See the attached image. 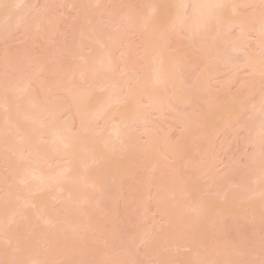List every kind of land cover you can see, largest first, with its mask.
<instances>
[{"label": "rangeland", "instance_id": "obj_1", "mask_svg": "<svg viewBox=\"0 0 264 264\" xmlns=\"http://www.w3.org/2000/svg\"><path fill=\"white\" fill-rule=\"evenodd\" d=\"M145 1L146 0H102L95 10L91 12L92 14H89L93 16V21H89L90 24L92 22L93 25H95L94 22L100 23L99 35L108 34L113 37L116 35L120 36V41H117L119 44L116 42L118 48H115V51L111 53L120 64L114 76L121 82H124V84L126 82L129 86H134L140 76L143 79L145 78L148 82L150 79V70H152L151 59L154 49L153 44L154 41L157 42V39H152L153 33L136 32L134 28L129 25L127 18L129 15L144 13L145 6H147L143 5ZM232 1L233 0H231L232 4L236 2L235 0V2ZM250 1L255 3L252 5L250 4V6L248 4L245 7L244 2L246 1L238 0V2L241 3V5L239 4V6H237L239 7L237 10L240 9V12L237 11V13H240V16L236 13L238 18H244L246 21V18H248L249 21L250 18L252 19L253 17L254 20L258 18V20L264 21V3H262V0L258 2H256V0ZM40 6L42 5L38 2L36 8L39 9ZM49 6L51 8L50 11L53 20L52 27L50 26L51 29L47 27L48 29H46V31L44 30L45 33L43 34L39 33L40 30L39 32L38 30H33L30 35L28 34L29 36L27 34L26 36L25 33L15 29V31L4 35L5 30L4 28L2 29V37H0V81H15L21 77L27 79L33 76L32 78H34V81L31 82V85L36 94V102L44 100L41 102L44 103L47 99L46 102L49 101L50 105L55 104L57 108H59V111H61L59 106L62 105L64 113L60 112L61 114H58L59 122L62 123L67 120L69 115L72 116V122L75 123L70 131L79 134L77 132L81 131V129H78L77 124L81 116L79 117L78 113L80 112H78V110H81V108L79 109V105L76 107V105L72 103L68 96V92L74 89L77 91L81 88L87 90V87L89 89L90 83L88 80H82L77 71L78 67L81 68L79 65H82V59L72 57L74 55L72 48L75 46L78 39L79 30L86 22L84 23L81 21L77 14L78 12L67 5V0H51ZM163 6L162 9H165L166 7ZM170 7L172 6H169V8ZM169 8L163 10L165 11L164 13L161 9L159 11L169 17L170 14L173 15L175 12L174 7V10ZM226 9L228 10V7L225 8V10H221L222 18L225 21L228 19H224L227 16L223 14L229 11ZM171 10H173V12ZM166 12H168V14H165ZM174 14H176V12ZM172 15L169 19L164 18L165 21L161 18L163 19L161 21L163 22L161 28H164L161 30H164L165 35L168 32L167 37L164 36L166 37L164 39L168 41L166 42L165 40L166 44H162V40L159 39L157 43L164 46V52L163 50L161 52L164 53L163 60L170 62L173 69L177 71L174 72L181 82V97L184 98L183 95H187L191 101L187 102L181 97L178 98L179 95L176 94L178 91L174 93L177 97L173 96L172 91L178 88L171 90V87L167 84L156 85L158 91L166 99L160 111L152 112L148 109L144 100L139 101L141 109L144 110V121H141V123L139 122L140 124L134 123L137 125L132 124L133 126L131 127L126 125L127 130L130 131L125 130L124 127V132L126 131L125 134L127 132H129V134L130 132L134 134L133 138L130 134L131 141H135L139 146L145 147V144L148 145L149 138L153 144L150 143L146 150L142 149L144 151L138 150L139 152L137 151V153L135 151L133 157L129 160H126L127 156L125 157V155H123L126 162L123 163L122 167L119 166L121 165L123 156L121 155L122 158L120 157L122 160L117 159V156L115 159L119 160L118 162L120 164L119 166L118 164L115 166L117 170L120 168L118 171H116L115 166L114 168H110V172L108 171L109 169H102L103 173H101L98 180H102L101 189L103 190H101V195H99L101 196L100 202L98 203L99 205H96V201L94 202V207L96 206V212H98H95L96 215L93 213L94 211L91 213V215L93 214L91 216L93 219L97 218V220H95L94 229L81 227L82 229L79 230L80 234L78 231L76 232L78 234L76 240L69 239L71 244L67 245L65 241L64 243L66 246L55 244L53 247L49 246V244L42 239L35 242L33 240L34 233H31L32 230H30V232H22L20 230L21 232L18 231L19 233H16V236L12 235L15 237V241L17 240L19 242L16 243V245L12 243L14 239L6 240L0 238V250L2 252L4 251L5 255L9 254V256H11L10 254L17 252L15 246H19L22 243V245H24V243L27 242V246L24 249H20L23 250L22 253L26 252V254H30L29 256L37 257L35 250H39L40 254L48 257V264H78V262H80V264H101V257L111 259L115 257L118 258L119 256L123 259L119 257L121 259L120 261H122V263L124 262V264H134L135 261L136 264H158L154 261L155 253H157L156 259L161 255L159 259L165 258L167 264H171V262L173 264V262L180 257H184L186 260L183 264H196V262L199 263V261L200 264H204V262L207 264L208 262L204 260L206 257L209 261L215 263L217 259H219L217 257L223 256L222 253L224 254L223 259L227 260L228 262H225L229 264H264V206L262 205L263 207H259V204H261V202L263 203L264 200L261 201L259 200L260 198H258L259 201L249 199L243 203L241 202L242 204H239L240 208H238L239 206L237 204L236 208H234V201L237 199H232V197L236 196L235 192L239 191V189L233 185L227 189L225 187L227 182H237L240 175L242 176L243 174V179L247 176L245 174H249L247 167L257 154L258 147L261 146L260 153L261 155L264 154V144H262V142H257L258 144H262L258 146L257 143H253L256 141L253 140V130L261 124V115L264 110V105H262V111L256 110L255 106L260 97L264 95V68H261L260 73H256L248 67L241 66V60H243L244 57H242V55L249 53L250 55L257 56L259 55L258 48L251 42L250 46L243 50L244 52H240V54L236 56L229 54V45L225 46L224 44L221 45V42L219 44V42L213 41V44L214 42L218 43L219 46L221 45V48H224L225 51L228 52L224 51L223 54V49L219 48L222 50L219 56L220 50L214 53V50L211 49L213 48L210 42L212 39L206 38V44L203 45L205 48L201 52V49L195 48V42L193 43L191 41V38L187 36L188 34L185 31H176L174 30L175 28H173L174 31L171 29L172 31L169 32L170 29H167V22L171 21ZM161 16L163 15L161 14ZM237 16L234 17L236 18ZM260 20L259 22H261ZM1 28L2 27H0V31H2ZM217 35L219 36L220 34L218 33ZM238 36L239 32L237 30H232L227 34L221 35L223 38H220V41L227 39V37L235 39ZM86 41L90 42L87 39ZM202 41L204 42V39ZM96 49L94 48L93 50ZM103 50L104 49H99V52L104 53ZM97 52L98 51H92L91 49V51L86 50L82 53L84 54L83 56H93V59H96L98 55L95 57L94 54H98ZM217 53L222 60H226L221 57L222 54L224 58L225 54H227L226 58L229 54L228 61H231L230 64H232L226 65L223 63V61L217 58ZM14 59L19 61L18 69L13 67L12 62ZM225 62H227V60ZM154 63H157V61ZM41 64H43L41 67L43 68L45 66L44 69H46L44 72L35 74L37 65L39 66ZM201 80L204 81L201 84H203L205 88L204 90L198 91L197 88L201 86V84L198 87L196 86L199 82H202ZM43 93L48 94L46 99H44ZM95 95H97V90ZM102 98L103 96L100 99ZM88 101L87 104L85 103V106L88 105V103L90 106H96L92 104L95 101L91 102V99ZM51 102L55 103L53 104ZM241 102L246 105V108L237 111ZM129 104L131 107L126 110V114H123L124 116L133 109L130 99ZM69 112L71 114H69ZM130 114L132 113L130 112ZM2 115L3 110L0 108V118H2ZM128 117L129 116H127L126 119H131ZM227 119L229 120L227 121ZM118 120L119 117L116 118L115 116V118L111 119V122H108L106 127H104L101 122L96 124V127L100 128L102 133L105 131L104 139L106 143L110 141V134L106 129L120 123ZM91 121L94 122L93 120ZM91 121H87V119L83 120L86 124H88L87 122L91 124ZM80 124L81 123H79V125ZM142 130L146 131L149 137H146V135L142 133ZM89 131H85L84 129L80 135L82 134L89 138L91 130ZM104 139L102 138L103 141ZM118 143L119 142H114L116 146L118 145L113 152L114 154H117L119 151L121 153L123 152L124 147L122 148L121 144ZM105 149L103 150L105 151ZM100 151L101 150H99V152ZM96 154H100L98 150ZM103 155L104 154L101 156ZM11 156L13 155H10V158H6V160L11 159ZM109 156L111 155L108 154L107 158ZM2 157L0 155V198L4 200L6 198L5 196L11 193L7 192L13 190L18 182L7 173L4 168V157L3 159ZM33 157L30 158V160L32 159L33 161L21 160L20 163L24 165L31 164L32 166V162H36L35 165H40L41 170L44 171L47 176L53 175L57 169L63 165L57 161L53 163H42L40 159L37 158L39 156L36 157L37 160H35V156ZM154 162L155 165L153 166ZM108 165L112 167L114 164L111 163ZM206 165L210 167L211 175L216 179L212 186L209 185L211 179L200 173ZM110 166H108V168ZM112 171L115 175H112ZM222 180L225 182H221ZM245 180L247 179H244L246 183ZM262 182L264 185V177ZM84 188L85 194L89 193L91 195L93 194V196H96L100 191L97 190V192L96 190H92L87 185H85ZM186 190L193 192L192 194H194V196L192 195V202H194L195 206L198 200L202 198L206 201V204L209 201L207 205L205 204L206 210L203 209L205 213L204 216L198 217L192 211H186L184 214L183 211L182 215L181 213H176V203L178 204L181 199L183 203L187 202L186 199L183 200L185 196L182 194V192ZM207 190L211 192L210 198L208 197L209 194L206 193ZM40 192L41 193L38 192L39 195L37 199L33 198L34 200L36 199L37 202L40 201L41 203L39 204H46V206L50 204L52 211H56V214H59L60 217L63 215L65 217L73 215L69 211L66 212L62 204L57 202L53 203L52 199L54 198L48 196V192ZM221 193L230 196L228 197L226 195L227 197L224 199L221 197ZM232 193L234 194L231 195ZM36 194L33 195L36 196ZM99 196H97L98 201ZM205 196L210 200H206V198H204ZM13 201L17 202L18 199H13ZM13 201L12 203H14ZM72 204L73 202L71 206ZM76 206L77 202L74 203L73 207ZM218 206H221L223 210L221 209V211H217V213H215L216 211L213 212L212 209L219 208ZM32 208H34L31 210L34 215L35 207ZM158 210L161 214H159ZM202 212L203 211L200 210L198 214L202 215ZM166 215L167 217L168 215L171 217L166 218ZM86 218L84 217L85 221ZM166 219L169 220L167 221ZM36 220L37 223H39H36L37 226L43 228L42 226L45 223L43 224L39 219ZM36 220L34 219L35 222ZM64 226H66V223ZM79 228L80 227H78V229ZM62 232L64 233V231L60 233L62 234ZM152 232L155 233V235ZM143 233L144 235L141 236ZM151 233L155 237L152 240L149 238L151 241H154L150 246V251L149 247H147L146 250L145 243L143 244L142 242H146L149 236L148 234L152 235ZM73 234L75 235V233ZM140 237H142V241L139 244L141 240ZM149 239L147 240V245H150L149 242L151 241ZM155 241H157V245ZM177 241L178 243L180 242V246H182V244H188L189 248H173L172 244H174V242L177 243ZM202 244L204 248L208 247L207 250L209 251L206 250V253L209 252L208 254L205 253V249L202 250L201 247H199V245L201 246ZM199 248L204 251H201L203 254L205 253L203 260L201 259L202 256L200 254L202 253L199 251ZM217 248L219 252L220 250L222 251L220 252L221 255H219ZM65 250L70 251L73 258L65 257ZM197 250L200 253H198ZM151 252L154 253V255H152ZM216 252L218 253L216 254ZM97 255H99V257ZM4 259L6 260V258ZM163 259H161V261H163ZM161 261L160 263H162ZM44 262L46 263V261ZM44 262L42 264H45ZM3 263H5V261Z\"/></svg>", "mask_w": 264, "mask_h": 264}, {"label": "bare ground", "instance_id": "obj_2", "mask_svg": "<svg viewBox=\"0 0 264 264\" xmlns=\"http://www.w3.org/2000/svg\"><path fill=\"white\" fill-rule=\"evenodd\" d=\"M50 1L51 0H0V25H1L0 27H2L1 30L4 28L5 30L4 35H7L12 31H15V29H18L19 31L25 33V35L26 34L30 35L33 32V30L34 31L38 30V32L40 30L39 32L40 34L45 33L46 29L50 28L53 22L52 14L50 11L51 8L49 6ZM101 1L102 0H67V5L72 7L74 11L78 12L77 14L79 15L81 21H83L84 23L86 22V24L85 25L83 24L79 30L78 39L76 41L75 46L72 48L74 54V55L72 54L73 55L72 57L75 58L78 57L77 59L79 58L82 59L81 60L82 65H79L81 66V68L78 67L77 71L82 80H88V82L90 83L89 89L87 87V90H83L81 88L80 90L78 89L79 91L77 89H76L77 91H75L74 89L68 92V96L71 99L72 103H74L76 107L79 105V109L81 108L82 110V114H81V110H78V112H80L78 113L79 117L81 116L78 119V121L79 120L80 121L77 124L78 129L79 128L81 129V131L77 132L79 134H75L74 132L70 131V129L72 130V126H74L75 123L72 122V116L70 115L68 116L69 119L67 118L66 120L68 122L66 121L62 123L59 122L58 114H61L60 112L64 113V110H62V105L59 106L61 109V111H59V108H57V106L54 104L55 102L54 103L51 102L54 105L52 104L50 105L49 101L46 102L47 100L46 97L48 95L47 93H43L44 99H46L44 103H41L44 100L36 102L37 101L35 96L36 94L35 91L32 89L33 87L31 85V82L34 81V78H32L33 76H30L27 79H23L21 77L20 79L15 81L13 80L12 81L6 80L7 82L0 81V108L3 110V115H4V116L2 115V118H0V155L1 157L2 156L4 157V159L3 157L2 159L3 162H5L4 168L6 169L7 173H9L11 177H14L15 180H17L18 182L17 185L15 186L16 189L13 188V190L8 191L7 193L10 192L11 193L7 194L4 200L0 198L1 200L0 201V238L11 240L15 238L13 236H16L21 231L30 232V230H32L31 233L32 234L34 233L33 240L35 242L42 239L45 240L46 243L49 244V246L52 247L55 244L60 246L63 245L66 246V244L64 243L65 241L67 242V245H69L71 244L70 243L71 241L69 239L76 240L78 235L76 233L77 231L80 234L79 230H81L82 228H86V227L89 229L95 228V223H96L95 220H97V218L93 219L91 217L93 214L91 215V213L93 211H94L93 213L96 212V206L94 207V205L95 203L96 205H99L98 203L100 202L101 196L99 195H101V190H103L101 189L102 186L101 184L103 182L102 180L99 181L98 179L101 176V173H103L102 169L104 170L109 169L108 171L110 172V168H114V166L115 165L117 166V164L119 166L120 163L118 162L119 160L117 159H121L122 158L121 155L122 156L125 155V157L127 156L126 160H129L131 157H133L135 151L137 153L138 150L140 151L142 149L146 150V148L151 143L149 138L148 145L145 144V147L139 146L135 143V141H131V135L133 138L134 134L130 132L131 134L130 135L129 132H127L126 134H125L126 131L124 132V127L125 130H127L126 125L128 127H131L133 125H137L134 123L140 124L141 121H144V117H143L144 110L141 109V104L139 103V101L144 100L148 106V109L151 110L152 112L160 111L166 101L165 97L161 95V93L158 91L156 87V85H160V84L169 85V87H171V90L178 88L177 90L175 89L172 91L173 96H175L174 93L178 91L176 94L179 95L178 98L181 97V91H180L181 82L180 80H178V76L175 75L174 71L176 70L173 69V66L170 64V62L163 60L164 53H161L164 47L162 44L163 43L166 44V42L168 41L167 39H164L167 37L168 32L165 35L164 30H161L164 29L163 27L161 28V26L163 25V22L161 21L164 18L169 19L170 16L172 15L170 14V16L167 17L166 15L163 14L165 12L163 10H167L166 8H169V6H172L169 9L171 8L173 9L174 7L175 10L174 9L173 10L176 12V14H174L175 12L173 13L170 19L171 21L167 22L169 26V27L167 26V29H170L169 32L172 31L173 28H175L174 30L176 31H181V30L185 31L188 34L187 36L191 38V41L193 43L195 42L194 44L196 45L195 48L201 49V52L205 48L203 47V45L206 44L205 42L206 38L212 39L210 40V42L213 45L212 46L213 48L211 49L214 50V53H216L215 51L218 52V50H220L219 48H221L220 46L224 44L225 46L227 45L230 46L229 54L236 56L240 54V52H244L243 50L249 47L252 42L255 44V46H257L259 55L253 56L250 55L249 53L243 54L242 57L243 56L244 57L243 60H241L242 61L241 66L248 67L256 73H260L261 68H264V21L259 19L261 21L259 22L258 18H256L257 19L256 21V19L254 20L253 17L252 19L250 18L249 21L248 18H246L247 21L244 18L241 17L238 18L237 15L239 14L240 16L239 13L240 9L237 10L239 8L237 6H239V4L241 5V3L238 2V0H235L236 2L234 0L232 1L235 2L233 3L234 5L231 3V0H146L143 4L144 6L147 5L145 6L144 13L138 15H129L127 17L129 21V25H131L134 28V30L138 33H140V31H142L143 33H153L152 39L153 40L157 39V42L159 41V39H161L162 44H158L156 41H154L153 56L151 59L152 70H150V79L148 80V82L145 80V78L143 79L140 76L138 81L136 80L137 83L135 82L136 84H134V86H129L128 84H126V82L124 84V82H121L118 78L114 76L116 75V71L119 69L120 64L119 61L116 60L115 56L111 54L112 51H115L114 50L115 48L116 49L118 48L119 43L117 41L118 40L120 41V36L116 35L113 37L108 34L99 35L100 23L94 22L95 25H93L92 22L90 24V22L93 21L92 19L93 16H90L89 14L95 10V8L101 3ZM245 1H246L244 2L245 7L248 4L250 6V4L252 5L255 3L250 0L249 1L245 0ZM258 1L259 0H256V2ZM38 2L42 5L40 6L39 9L36 8V4ZM162 6L166 8L162 9ZM224 7L225 8L228 7L229 11L227 9L226 10L230 14L228 12H227L228 14L225 13ZM160 9L161 11H163V13L159 11ZM222 9H224L223 12L225 13L223 15L227 16L224 19L226 20L228 19L227 21L223 20L222 18L223 17L221 12ZM173 10L171 11L173 12ZM237 11L239 12L237 13ZM161 14L163 16H161ZM165 14H168V12H166ZM232 15L237 17L235 18ZM228 16H232L233 18ZM163 21H165V19ZM232 30H237L239 32V36L237 38L231 39L227 37V39H223V41L222 40L220 41V38H223L221 37V35L227 34ZM2 32L3 30L0 31V37H2ZM218 33L220 34L219 36L217 35ZM86 39L89 40L90 42L86 41ZM203 39L204 42L202 41ZM213 41H217L219 42V44L221 42V45L219 46V44L216 42H214L213 44L212 43ZM116 42L118 44H116ZM94 48L97 49L93 50ZM91 49L92 51H98L97 52L98 54H94L95 57L96 55H98L96 59H93V56L92 57L83 56L84 55L82 53L83 51L86 50L91 51ZM99 49H104L103 50L104 53H100L101 50L99 52ZM221 49H223V52L222 50H220L219 56L221 54L220 52L224 54L225 51L224 48ZM223 54L221 57H223V59H226L227 62H225L226 60H222L221 58H219L218 53H217V58L223 61V63H225L226 65H231L232 64V63L230 64L231 61L230 62L228 61L229 54L227 58H226L227 54H225V58ZM155 61H157V63H154ZM12 63H13V67H15L16 69L19 68V61L17 59L16 60L14 59ZM42 65L43 64L39 66L37 65L35 74L44 72L46 68L44 69L45 66L42 68L41 67ZM201 81L202 82H199L196 87H198L201 83L204 82L203 80ZM204 88L205 86L201 84V86H199L197 90L201 91L204 90ZM96 90H97V95H95ZM101 95L103 96L102 99H100L102 97ZM183 96L184 98L183 97L181 98L185 99V101L187 102L191 101V99L187 95H183ZM90 99L91 102L95 101L92 104L96 106H90L89 103H88L89 106L88 105L85 106V103L87 104V101ZM129 99L131 100L133 109L132 111H129L127 115L124 116L123 114L126 112V110L129 107H131L129 104ZM262 105H264V95L260 97L258 102L255 104L256 110L262 111ZM244 108H246V105L241 102V104L237 108V111H240ZM130 112L132 114H130ZM69 114L71 113L69 112ZM115 116L116 118L119 117L118 121L120 123L115 124L109 127L108 129H106L110 134V141L109 142L107 141L106 143L104 139L105 131L102 133L101 129L96 127V124L101 122V124H103V126L106 127L108 122H111V119L115 118ZM127 116H129L128 118L131 119H126ZM86 119L87 121L93 120L94 122L91 121V124L89 122H87L88 124H86L85 122H83V120ZM228 120L229 119H227V121ZM79 123L81 124L79 125ZM260 123L261 124H259L253 130L254 132L253 140H256L253 142L254 144H256L257 142L258 143L262 142V144H264V110L262 111ZM84 129L85 131L91 130L90 133L91 138L90 137L88 138L87 136L85 137L82 134L80 135V133ZM142 133L145 134L146 137H149L146 131H143ZM102 138L104 139V141L102 140ZM114 142H119L118 144H121L122 148L124 147L122 153L120 151L117 154L113 153L115 148L118 147V145L116 146ZM258 143H257L258 146L262 145ZM260 147L257 148V154L253 157L252 161L250 162V165H248L247 167L249 173V174H245L247 175L246 176L247 178L245 177L242 179V177H244L242 174V176L240 175V177L238 178L239 180L237 182H233V183L227 182L225 185L226 189L229 188L231 185L236 186L239 189V191L235 192L236 196L235 197L233 196L234 198L231 196L232 199L235 200L237 199L236 201L233 200L235 202L234 208H236V204L239 206L241 202L243 203L244 201L249 199L258 200V198H260L259 200L261 201L264 200V185L262 182L264 177V154L261 155ZM96 149L98 150V153H100L99 154L100 156L102 154L104 155L100 157L98 154H96L97 153ZM103 149H105V151ZM99 150L101 151L99 152ZM106 151H108L109 153ZM107 153L111 155L108 157L109 159L107 158L108 156ZM10 155H13L11 156L12 158L6 160V158H10L9 157ZM33 156H35V160L39 158L42 163H53L57 161L58 163H61L63 165H61V167H59L53 175L47 176V174L41 170L40 165H35L36 162L35 163L32 162V166L31 164H25L26 167L24 164L20 163L21 160L33 161L32 159L30 160V158H32ZM110 157H112L113 159ZM125 157L123 156V160L121 159L122 162L119 167H122L123 163L126 162ZM110 162L114 164L112 165V167L108 165L111 164ZM154 165L155 162L153 163V166ZM108 166L110 167L108 168ZM119 169L120 168H118V170ZM118 170L116 168V171ZM200 173H202L201 175L204 174L206 175V177H209V179H211V183H209V185L212 186V184H214L216 179L212 177L209 166L207 165L204 166L202 172ZM112 175H115V173L113 172ZM244 179H247L245 180L247 184L244 182ZM221 182L224 183L225 181L222 180ZM85 185L89 186L92 190H96V191L100 190V191L99 192L97 191L98 193L96 196L95 195L93 196V194L91 195L87 192L90 195L89 196L88 194H85L86 193L84 188ZM207 189L209 190L210 188ZM208 190L206 191V193L209 194L208 197L210 198L211 192L210 191L208 192ZM40 191H42V193L45 191L47 193L49 191L48 196L54 198V199L51 198L53 200V203L57 202L59 204H62L63 208L66 209V212L69 211L73 215L69 217H65L63 215L60 217L59 214H56V211L55 212L52 211V207H50V204L47 206L46 204L44 205L39 204L41 202L39 200H38L39 202H37L36 199L39 193H41ZM192 193H193L192 191H187V190L182 192V194L185 196L183 200L186 199L187 202L183 203L181 199V201L178 204L176 203V209H177L176 213L177 214L181 213L182 215L183 211H184L183 214L186 213V211H192L198 217H202L205 215L204 213V210H206L205 206L208 204L209 201L206 204L205 203L206 201H204L202 198L198 200V202L200 201L201 203L199 202V204L197 205L198 203L197 202L195 206L194 202H192L193 201L192 195L194 196V194ZM33 194H36V196H34ZM171 194L173 195L172 192ZM233 194L234 193H232L231 195ZM226 195L228 196V194L221 193V197H223L224 199H226L225 198L227 197ZM97 196H99V201L97 200L98 198ZM12 198L18 199V201L15 202L13 201ZM33 198L36 199L34 200ZM204 198H206V196ZM209 198H206V200L207 199L210 200ZM9 199L11 202L9 201ZM12 201L14 203H12ZM72 202L73 204L71 206ZM76 202L78 207L77 206L73 207L74 203ZM259 205H260L259 207H263L264 201L263 203L261 202V204ZM31 206L35 207L34 215L32 213L33 211H31L34 208H32ZM238 208H240V206ZM221 209L223 210V208L220 206L219 208L212 209V211L213 212L216 211L215 213H217V211H221ZM200 210L203 211L202 215L198 214L200 213ZM159 214H161V212H159ZM84 217L85 218L87 217L86 221ZM165 217L169 218L171 216L168 215L167 217L166 215ZM33 218L35 220L39 219L43 224L45 223L42 226L43 228H41L40 226L38 227L37 224L39 223H37V220L35 222ZM166 220L168 221L169 219ZM65 223L66 226H64ZM10 227H13L15 229ZM78 227L80 228L78 229ZM61 231H64V233L62 232L61 234L60 233ZM73 233H75V235ZM155 233L153 234L155 235ZM143 235L144 233L141 234V236ZM148 235H149L148 238L146 237L147 240L149 238L152 240L155 237L154 235L153 236L150 234ZM140 239L141 240L139 241V244L142 241V237H140ZM147 240L146 242H142V243L143 244L145 243L146 250L147 247H149V250L151 251L150 246L154 241L150 240L151 241L149 242L150 245H147L146 244ZM12 243L16 245V243L19 242L17 240L15 241L14 239ZM179 243L178 241L177 243L174 242V244H172L173 248L175 249L180 247L189 248L188 244L185 245L182 244V246H180ZM22 244H20L19 246L17 245L18 247L15 246V249L17 250V252L15 253H18V254L14 253L15 255L13 253L10 254L11 256H9V254L5 255L4 251L2 252L0 250V261L2 262L0 263L1 264H42L44 261H46V263L45 262L44 263L48 264L49 262L48 257L40 254L39 250H35V254H37V257L29 256L30 254L28 253L26 254V252L22 253L23 250L20 249H24L28 243L26 242L24 243V245ZM155 244L157 245V241H155ZM199 247H201L202 250L205 249V253H206L208 247L204 248L203 244L201 246L199 245ZM201 249L199 248L200 252L202 251ZM199 251L197 250L198 253H200ZM217 251L219 252L218 248ZM218 252H216V254ZM220 252L222 251L220 250ZM220 252L219 255H221ZM205 253L204 254L202 253L203 255L200 254L202 256L201 257L202 260L203 257L205 256ZM71 254L72 253L70 251L65 250L64 256L67 258L70 257L73 258ZM151 254L154 255V253L152 252ZM222 255H223L222 257L220 256L217 257L219 259L216 258L217 261L216 262L214 261L215 263L209 261L207 257H206L207 260L205 258L204 260L207 261L209 264H229L227 263L228 262L227 260L223 259L224 258L223 253ZM97 256L99 257V255ZM156 256L157 253H155L154 256L155 258L153 257L156 263L167 264V260L165 258L164 259L161 258L163 259L164 262L161 261V259H159L161 255H159L160 257L158 256L159 258L157 259ZM4 258H6V260ZM46 258L48 261L46 260ZM101 258H102L101 264H124V262L122 263V261H120L122 259L121 257H120L121 259L120 258L118 259L117 257L111 259L106 257H101ZM180 258L174 261L175 264H183L184 262H186L184 257H180ZM132 259L135 260L134 258ZM3 260L5 261V263H3L4 262ZM160 261L162 263H160ZM78 264H80V262H78ZM134 264H136V261ZM196 264H200V261L199 263L196 262Z\"/></svg>", "mask_w": 264, "mask_h": 264}, {"label": "snow or ice", "instance_id": "obj_3", "mask_svg": "<svg viewBox=\"0 0 264 264\" xmlns=\"http://www.w3.org/2000/svg\"><path fill=\"white\" fill-rule=\"evenodd\" d=\"M262 3H264V0H262Z\"/></svg>", "mask_w": 264, "mask_h": 264}]
</instances>
